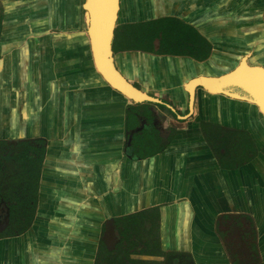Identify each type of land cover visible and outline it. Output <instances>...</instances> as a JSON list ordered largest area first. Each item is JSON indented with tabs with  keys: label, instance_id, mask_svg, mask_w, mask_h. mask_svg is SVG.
I'll return each instance as SVG.
<instances>
[{
	"label": "crops",
	"instance_id": "1",
	"mask_svg": "<svg viewBox=\"0 0 264 264\" xmlns=\"http://www.w3.org/2000/svg\"><path fill=\"white\" fill-rule=\"evenodd\" d=\"M77 6V0L66 7L63 0H0V142L46 138L33 225L0 237V264H46L64 252L94 264L108 217L140 205L146 206L140 211L159 207L163 249L189 252L195 264H233L217 219L250 215L264 261V132L258 130L264 122L258 110L199 88L185 116L190 79L220 74L245 53L250 64L264 66V25L257 23L264 0H122L117 42L132 17L178 19L211 43L208 36L236 33L229 47L224 44L233 50L231 57L216 50L215 61L205 65L156 54L128 57L113 47L118 64L138 66L133 82L185 116L172 111L175 119L168 123L177 130L168 146L143 159L125 150L134 103L99 78ZM203 120L249 133L257 155L238 167H223L206 141ZM51 246L55 257L48 254Z\"/></svg>",
	"mask_w": 264,
	"mask_h": 264
},
{
	"label": "trees",
	"instance_id": "2",
	"mask_svg": "<svg viewBox=\"0 0 264 264\" xmlns=\"http://www.w3.org/2000/svg\"><path fill=\"white\" fill-rule=\"evenodd\" d=\"M167 109L172 112L171 109ZM200 124L206 141L223 167H238L249 162L257 155V147L249 133L239 129L223 127L205 120L201 121ZM139 134V132L134 134L132 146L126 151L128 156L133 159H143L162 152L170 142L168 141L163 145L157 144V149L150 148L151 145H149L144 150L137 145ZM151 135L149 141L154 142ZM135 145L137 149H135ZM45 151L46 140L42 138L0 142V202L5 201L9 207L10 221H12L9 229L0 237L24 233L32 226L37 211ZM147 210L149 208L126 216L128 219L130 217L139 219L142 216L143 219L139 220L144 222V220H148L144 216ZM27 215H29L27 223L18 222V219ZM231 219L238 222L236 223L237 233L232 231ZM148 222L151 225L149 220ZM216 224L218 233L226 242L233 264H264V261H260L256 225L250 215L223 214L218 217ZM136 228L140 229V226L127 222L126 225L123 223L121 227L119 226L120 239L116 247L113 250H108L104 245V248L110 254L109 262L113 264H154V260L135 259L131 256V253L164 255L165 261L160 262V264L166 263V260L171 258L172 253V259L177 258L178 254H174L175 251H163L160 248V242H158L157 248H155V245L154 248L148 246L147 243H142L140 247V237L133 240L131 235V231L136 233ZM190 261L191 264H195L192 256H190Z\"/></svg>",
	"mask_w": 264,
	"mask_h": 264
},
{
	"label": "water",
	"instance_id": "3",
	"mask_svg": "<svg viewBox=\"0 0 264 264\" xmlns=\"http://www.w3.org/2000/svg\"><path fill=\"white\" fill-rule=\"evenodd\" d=\"M68 3L69 0H63L64 7H66ZM77 5L79 9L78 23L82 25V29L84 31L83 33L89 40L94 69L96 70L99 78L102 79L107 86L112 89V91L123 96L128 103L135 104L142 101H151L161 104L165 103L159 97L153 96L148 91L140 89L134 84L132 76L134 74H139L138 66L135 65L131 70H129V67L118 64V55L114 51L113 43L115 30L118 24L122 23V21H119L121 18L120 9L122 0H77ZM152 18H154V16L149 17V19ZM141 20L142 17H132V19L128 18L126 23L140 22ZM257 23L262 24L263 26L264 17L261 19L260 16ZM208 37L214 44L215 48L211 56L207 60L202 61L201 64L205 65L207 62H214L216 56V52L214 51L216 50L217 53L218 51L226 53L224 55L227 58L231 57L234 53L232 49L225 48L231 45L230 40H234L236 33L226 30L225 32H220L215 38H211L210 36ZM224 44L227 45V47ZM123 53L128 57L138 55L153 57L151 53H147L142 50H128ZM262 53L263 52L256 53L255 56L259 58V55ZM240 55L242 57H240V62L237 65L224 67L220 74H214L213 72L210 74H201L189 80L185 84L189 97L188 107L190 109V112L185 116L192 113L196 102L199 89L198 87H200L212 96L224 95L232 99L254 104L264 122V66L259 64H250L247 53ZM128 70L133 72V74L131 75ZM166 105H168V107L178 117H185L184 115L179 114L173 105L169 103H166ZM256 125L258 127L260 126L257 119ZM258 130L264 132L263 127H259ZM43 139L46 140V138ZM145 207L146 206L142 205L136 206V208L135 206L134 208L130 207L127 214L139 212ZM52 227H55V225H52ZM103 239L110 246H114L119 240V233L114 216L108 217L106 221V229L104 231ZM47 251L52 257L55 255L54 247L51 246V248ZM81 262L82 261L77 260L75 257L72 258L66 255L64 252L59 253L58 257L56 256L55 259L48 261L46 264H82Z\"/></svg>",
	"mask_w": 264,
	"mask_h": 264
},
{
	"label": "flooded vegetation",
	"instance_id": "4",
	"mask_svg": "<svg viewBox=\"0 0 264 264\" xmlns=\"http://www.w3.org/2000/svg\"><path fill=\"white\" fill-rule=\"evenodd\" d=\"M121 50H142L151 54L164 55L170 57H177L178 59L185 58L190 59L194 62L201 63L207 60L213 52V44L199 31L193 28L191 25L173 18H162L147 22H137V23H127L121 28ZM154 35V36H153ZM153 36V38H152ZM117 40V37H116ZM115 40V41H116ZM115 41L113 47L115 48ZM209 55L207 58L206 56ZM205 58V59H204ZM193 79V78H192ZM191 80V79H190ZM134 84L142 89L139 83L134 82ZM200 88V87H198ZM151 94V93H150ZM153 95V94H152ZM154 96V95H153ZM173 104V102H172ZM174 105V104H173ZM166 102L155 103L151 101H142L130 105L128 108V114L126 119V144L125 150L128 151L132 146V141L134 134L139 132V137L137 139V145L144 149L146 146H150L153 149H157V144L163 145L168 141H171L172 135L176 132L177 127L173 124L168 123V119L174 118L175 114L169 111ZM170 109V108H169ZM137 110V111H136ZM136 117V118H135ZM154 138L153 141H149V136ZM159 138V143H158ZM135 149L137 146L135 145ZM3 180V178H1ZM127 215V214H126ZM126 215L115 218V223L117 230L119 226L121 227L124 223H133L134 225L140 226V229L136 228L135 231H131L132 239L137 240L140 237L142 243H147L148 246L157 248L158 242H160V248L163 251H174V250H164L160 235V219L159 207H151L144 214V222L139 219H143L141 216L139 219L135 217L127 218ZM236 215V214H230ZM10 210L5 201L0 202V235H3L5 231L9 229L11 225L10 221ZM29 221V215L21 217L18 219L20 223H27ZM138 221V222H137ZM232 231L238 232V227L236 225V220L231 219ZM136 223V224H135ZM255 224V222H254ZM119 225V226H118ZM106 229V224L104 226V231ZM217 229V224H216ZM257 231V230H256ZM218 232V229H217ZM119 233V230H118ZM219 234V233H218ZM220 235V234H219ZM104 232L100 241V245L96 254L94 264H113L109 262L110 254L108 250H113L116 247L108 245L104 239ZM221 237V236H220ZM120 239V233H119ZM223 240V238H222ZM224 241V240H223ZM226 244V242L224 241ZM104 245L106 246L105 249ZM258 246V243H257ZM227 247V245H226ZM139 249V248H138ZM240 249V248H239ZM238 249V250H239ZM228 250V247H227ZM156 251V250H155ZM229 253V250H228ZM174 254H178L177 258H168L164 264H191L189 252L175 251ZM230 254V253H229ZM131 256L138 260H154V264H160V262L165 261V257L157 255H148L144 253H131ZM193 257V256H192ZM116 264V263H115Z\"/></svg>",
	"mask_w": 264,
	"mask_h": 264
},
{
	"label": "rangeland",
	"instance_id": "5",
	"mask_svg": "<svg viewBox=\"0 0 264 264\" xmlns=\"http://www.w3.org/2000/svg\"><path fill=\"white\" fill-rule=\"evenodd\" d=\"M120 38H121V35H120ZM122 45V42H121V39H119L118 42L115 43V47H120Z\"/></svg>",
	"mask_w": 264,
	"mask_h": 264
}]
</instances>
